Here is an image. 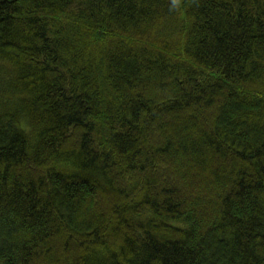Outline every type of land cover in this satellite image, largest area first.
Masks as SVG:
<instances>
[{
	"label": "trees",
	"instance_id": "16d2710c",
	"mask_svg": "<svg viewBox=\"0 0 264 264\" xmlns=\"http://www.w3.org/2000/svg\"><path fill=\"white\" fill-rule=\"evenodd\" d=\"M0 264H264V0H0Z\"/></svg>",
	"mask_w": 264,
	"mask_h": 264
}]
</instances>
